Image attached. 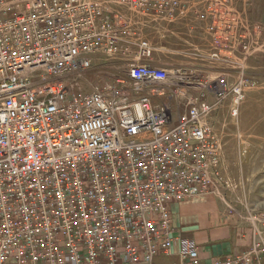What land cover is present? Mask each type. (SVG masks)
<instances>
[{
  "label": "built area",
  "instance_id": "1",
  "mask_svg": "<svg viewBox=\"0 0 264 264\" xmlns=\"http://www.w3.org/2000/svg\"><path fill=\"white\" fill-rule=\"evenodd\" d=\"M179 8L177 0H0V264H155L160 256L264 264V219L249 249L204 262L170 211L218 192L211 120L230 95L239 116L244 72L231 85L228 75L203 82L131 63L126 78L84 86L96 55L122 52L133 26L123 10L145 18ZM222 16H211L209 30L228 50L235 24ZM164 85L177 108L154 104Z\"/></svg>",
  "mask_w": 264,
  "mask_h": 264
},
{
  "label": "rangeland",
  "instance_id": "2",
  "mask_svg": "<svg viewBox=\"0 0 264 264\" xmlns=\"http://www.w3.org/2000/svg\"><path fill=\"white\" fill-rule=\"evenodd\" d=\"M177 1L185 16L191 11L197 16H206L205 28L200 35L203 47L201 50L204 51L202 57L198 58L199 52L193 48L180 55L182 58L201 61V68L204 70L194 75L203 82L214 80L220 75H228L229 83L235 85L244 72L247 86L239 116L235 118L231 114L230 95L218 104L212 116L211 127L212 137L218 145L221 175L219 190L214 196L224 204L227 217L236 219L239 227H245L244 240L248 241L249 249L254 240L255 227L260 225V220L263 223L264 219V0ZM217 13H221L222 17L230 14L234 19L235 27L229 34L231 47L228 50L226 44L220 48L216 47L214 35L209 30L211 16ZM222 17H219L218 21L224 28L225 20ZM130 34L124 38L125 47L119 55L95 56L93 68L84 83L85 87L126 78L132 59L143 56V45L146 44L150 49L148 34L158 38V48L161 47V41L164 38L166 40L162 30L155 29L148 33L139 27ZM216 49L221 52V59L212 58ZM195 78L191 80L197 83ZM207 99L209 102H216L212 95H207ZM182 108L184 109L183 106Z\"/></svg>",
  "mask_w": 264,
  "mask_h": 264
},
{
  "label": "crops",
  "instance_id": "3",
  "mask_svg": "<svg viewBox=\"0 0 264 264\" xmlns=\"http://www.w3.org/2000/svg\"><path fill=\"white\" fill-rule=\"evenodd\" d=\"M184 14L179 8L173 15L153 13L144 18L123 10L122 16L126 20H130L133 25L128 29L129 34L136 28L142 27L148 33L155 29L162 30L166 37V40L164 38L161 41V47L158 48L159 44L156 40L158 38L153 34H148L151 57L137 56L131 62L170 72L185 69L184 71L187 73L199 74L203 71L201 61L182 58L180 55L188 53L193 48L199 52L198 58L202 57L204 51L201 50L203 47L200 35H202L206 22L202 21L193 11L186 16ZM162 88L163 96L154 97V104L169 103L174 107L173 100H169L173 89L168 85H164ZM177 110L175 109L176 113ZM179 110L183 111V109ZM170 211L178 232L199 245L204 262L218 257L236 255L245 251L249 246L248 241L244 240L243 228L245 227H239L236 219L227 217L224 204L214 195L173 203L170 205ZM155 264L179 263L177 257L160 256L156 259Z\"/></svg>",
  "mask_w": 264,
  "mask_h": 264
}]
</instances>
